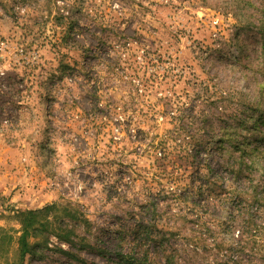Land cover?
<instances>
[{
	"label": "rangeland",
	"instance_id": "1",
	"mask_svg": "<svg viewBox=\"0 0 264 264\" xmlns=\"http://www.w3.org/2000/svg\"><path fill=\"white\" fill-rule=\"evenodd\" d=\"M2 160L1 229L68 206L108 260L51 238L24 264H113L141 223L174 264H264V0H0Z\"/></svg>",
	"mask_w": 264,
	"mask_h": 264
},
{
	"label": "trees",
	"instance_id": "2",
	"mask_svg": "<svg viewBox=\"0 0 264 264\" xmlns=\"http://www.w3.org/2000/svg\"><path fill=\"white\" fill-rule=\"evenodd\" d=\"M65 29L67 30L65 33L70 32L71 24L66 23ZM62 67L68 68L66 65H62ZM231 147H238L237 149L240 151V154L235 158L237 164L234 166L236 174L240 176L243 171L250 169L254 162L253 160H250L249 164L245 162V157L250 156L245 151L243 144ZM231 147L226 152L233 155L235 151ZM13 219L19 225V230L11 232L0 228V249L6 253L8 248L14 245L17 264H24L26 259L42 262L45 259V253L51 251L48 247L51 238H54L59 245L78 251H90L107 260L105 250L91 246L88 240L78 236L77 229L82 227L89 232L90 223L82 213L74 208L52 204L36 210H15ZM130 233L131 240L128 251L125 252L121 248L118 252L113 253L111 256L114 260L110 259L113 264H156L150 254V249L161 253L164 264H174L172 258L167 255L170 249L168 241L164 240V237L155 235L152 228L141 223L137 224ZM55 250L64 256L76 257L63 250L61 246L57 245Z\"/></svg>",
	"mask_w": 264,
	"mask_h": 264
},
{
	"label": "crops",
	"instance_id": "3",
	"mask_svg": "<svg viewBox=\"0 0 264 264\" xmlns=\"http://www.w3.org/2000/svg\"><path fill=\"white\" fill-rule=\"evenodd\" d=\"M9 153L11 155L10 157L13 158L14 157L13 152H9ZM1 165L5 167L6 171L3 173V175H0V195L6 196V195L13 194L14 198L19 197L21 193H24V188H23V185L20 184L21 180H18L16 178L17 176L15 175L16 173H12L15 162H13L12 166L7 167L6 161L2 160L0 162V167H2ZM0 173H1V170H0Z\"/></svg>",
	"mask_w": 264,
	"mask_h": 264
}]
</instances>
